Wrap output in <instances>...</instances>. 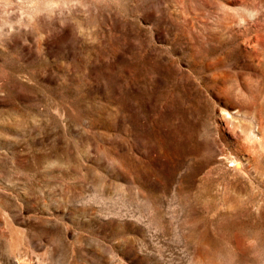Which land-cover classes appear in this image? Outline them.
<instances>
[{"label":"rangeland","instance_id":"1","mask_svg":"<svg viewBox=\"0 0 264 264\" xmlns=\"http://www.w3.org/2000/svg\"><path fill=\"white\" fill-rule=\"evenodd\" d=\"M0 264H264V0H0Z\"/></svg>","mask_w":264,"mask_h":264},{"label":"clouds","instance_id":"2","mask_svg":"<svg viewBox=\"0 0 264 264\" xmlns=\"http://www.w3.org/2000/svg\"><path fill=\"white\" fill-rule=\"evenodd\" d=\"M5 15H8V13H5Z\"/></svg>","mask_w":264,"mask_h":264}]
</instances>
